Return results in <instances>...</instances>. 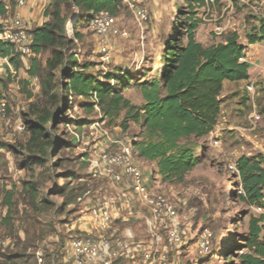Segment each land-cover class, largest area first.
<instances>
[{
  "label": "rangeland",
  "instance_id": "1",
  "mask_svg": "<svg viewBox=\"0 0 264 264\" xmlns=\"http://www.w3.org/2000/svg\"><path fill=\"white\" fill-rule=\"evenodd\" d=\"M0 2L8 4L13 16L16 0ZM55 2L56 0H40V17ZM148 9L150 20L143 26L137 24L127 8L116 16L120 36L109 40L113 54L109 64L103 63L99 53V40L90 31L88 23L79 21L74 29L73 19L77 15L74 14L66 27L67 36L75 41L73 52L79 63L90 64V72L99 76L102 82H105L106 74H114L120 78L124 72L132 79L133 85L124 90L123 94L136 106L144 104L139 86L155 79L160 80L165 45L179 29L178 14L187 10V5L184 0H155L150 2ZM252 14L247 5L235 0H221L218 5L201 8L198 11L201 24L196 38L205 42V46L216 45L224 41L226 33L236 31L239 33L240 43L245 42L253 35L254 24L251 22L255 18ZM76 34L80 35V39H77ZM49 55L46 53L40 57L43 65ZM31 60L32 58L27 62L28 67ZM3 74L0 75V96L7 100L9 109L7 117L0 120V144L10 146L12 150L2 153L5 165L0 171V193L4 196L7 191L14 190L15 197L13 223L11 227L3 223L4 227H0V239L10 236L11 244L30 247L28 256L32 258L25 264H39L36 258L39 250L44 252L43 264H61V259L53 262V255L56 252L61 254V250L65 253V241L73 236L67 230L68 225L75 218L78 219L77 213L82 211L79 198L84 200L88 194H95L106 186L104 178L92 174V162L101 150L110 148L112 141L117 138L140 140L145 136L144 130L140 125L130 123L129 130L124 132L120 126L124 113L113 121L106 118L96 106L93 110L87 109L86 100L69 99L66 110L63 111L61 107L55 110L59 123L50 129L58 148L56 153L51 152V157L44 166L23 168L21 164L26 159L22 151L28 137L19 135L11 142L8 134L16 124L33 120L29 112L31 104L43 108L46 102L39 82L28 77L24 70ZM109 84L116 88L121 86L115 81ZM247 108L249 111L246 119L240 122L244 130L234 129L227 131V137L219 135L198 141L205 147V152L203 149L197 151L203 158V163L188 174L183 183L170 184L162 181L161 177L158 180L161 181L162 191L171 199L187 200V203L180 205V217L184 226H187L185 217L190 219L188 222L191 221V234L189 244L179 257L182 264H229L230 261L225 256L244 245L251 216H260L262 213L258 208H248L240 202L235 185L237 172L230 169L243 156L264 154V114L257 109L261 118L252 126L249 113L253 108ZM80 122L84 124L81 126ZM140 162H145V166L152 169L155 166L158 170L155 162L142 159ZM71 172L79 179L72 178L69 174ZM29 180H35L40 185V196L48 202V209L41 206L40 212H33L21 201L23 183ZM2 185L9 189L5 188L3 192ZM73 189H77L80 197H75L74 203L66 207L64 204L73 194ZM2 215L0 213V218ZM204 229L210 233L209 251L201 256L198 247ZM146 237L144 233L140 238ZM46 245L49 247L46 248ZM173 257V252H170V258ZM170 261L172 263L171 259Z\"/></svg>",
  "mask_w": 264,
  "mask_h": 264
},
{
  "label": "trees",
  "instance_id": "2",
  "mask_svg": "<svg viewBox=\"0 0 264 264\" xmlns=\"http://www.w3.org/2000/svg\"><path fill=\"white\" fill-rule=\"evenodd\" d=\"M184 1L187 10L179 12V29L165 45L160 80L139 86L144 100L141 106L134 105L123 94L133 85L125 72L120 78L106 74L105 82H102L99 76L90 72V64L79 63L73 52L75 41L66 34L67 24L74 14H77L73 19L76 29L79 21L90 24L101 11L118 16L126 9L123 0H56L44 11L48 21L30 31L34 57L28 68L15 46L0 39V58L8 59L14 72L24 70L31 79L37 78L46 102L43 108L35 104L29 107L33 120L24 122L28 140L22 151L26 159L21 164L23 168L44 166L51 152L56 153L58 148L50 129L59 123L56 111L59 107L66 110L69 99H84L87 109L93 110L96 106L113 121L124 113L120 124L124 132L129 130L130 123L140 125L145 136L133 142L134 148L140 159L157 164L158 174L164 182L181 184L203 163L197 151L203 149L205 152V147L198 141L209 137L218 125L224 83L249 80L250 67L245 62L247 48L240 43L236 31L226 33L224 41L216 45L205 46L197 41L196 33L201 24L199 9L218 5L221 0ZM7 12L6 4L0 2V18L6 17ZM258 21L261 27L254 28L257 31L248 37L250 45L264 42V19ZM2 30L0 24V35ZM76 37L80 39L79 34ZM46 53L50 55L43 65L40 57ZM111 81L119 83L120 88L109 84ZM79 124L82 126L84 122ZM10 149V146L0 144V171L5 165L2 153ZM236 167L235 185L240 202L263 212L260 216H251L244 245L225 257L229 264H264V154L243 156ZM69 174L79 179L72 172ZM76 191L72 190L73 194L64 204L66 207L80 197ZM14 197V190L7 191L2 203L9 208L4 218L9 227L13 223ZM21 201L33 212H40L41 206L49 208L46 199L40 196V185L35 180L23 183ZM29 248L23 247L24 254L4 255L2 264H25L32 258L25 253Z\"/></svg>",
  "mask_w": 264,
  "mask_h": 264
},
{
  "label": "built area",
  "instance_id": "3",
  "mask_svg": "<svg viewBox=\"0 0 264 264\" xmlns=\"http://www.w3.org/2000/svg\"><path fill=\"white\" fill-rule=\"evenodd\" d=\"M29 1L16 0L18 12L12 16L11 9L7 7L6 17L0 18L3 26L0 39L15 46L25 65L34 57L29 22L20 13L27 8ZM152 1L155 0H123V3L133 14L137 24L143 26L150 20L148 7ZM241 1L258 19H264V2ZM89 29L99 40V53L103 63L109 64L113 59L109 40L120 36L117 18L109 11H101L92 19ZM33 80L38 82L37 78ZM8 109L7 100L0 96V120L7 117ZM250 121L255 126L260 117L254 115ZM11 131L8 134L11 142L19 135H28L23 122L16 124ZM133 142L117 138L111 142L110 148L101 150L92 162V174L104 178L106 186L80 201L87 203V213L95 231L79 233L70 239L71 259L67 264H171L170 259L173 262L176 257H181L184 247L189 244L191 230L182 224L180 217V205L184 201L173 200L161 190L160 184L149 175L145 164L140 162ZM230 169L237 172L236 164L231 165ZM121 203H125L129 210L139 207L136 210L146 226V238L134 235L126 237L120 231L116 207ZM209 235V230L204 229L200 236L198 253L201 256L209 251ZM170 252L175 257L170 258ZM36 258L39 264L44 263L43 250L37 252Z\"/></svg>",
  "mask_w": 264,
  "mask_h": 264
},
{
  "label": "crops",
  "instance_id": "4",
  "mask_svg": "<svg viewBox=\"0 0 264 264\" xmlns=\"http://www.w3.org/2000/svg\"><path fill=\"white\" fill-rule=\"evenodd\" d=\"M42 1V0H41ZM261 2H264V0H261ZM6 4V3H5ZM8 8V4H6ZM41 4L40 0H30L28 3L27 8L20 12L23 17H25L26 20L29 22V28L32 30L36 27H39L43 25L45 22L48 21V18H45L44 15L40 17L41 12ZM18 12L16 10L14 13ZM255 18L251 23L254 25L253 28H260L261 24L258 21V17L255 14H252ZM252 28V29H253ZM257 30H253V34ZM239 34V33H238ZM199 43H202L205 45V42L201 40H197ZM244 45L246 49V58L245 62L249 65V72H250V79L246 81L241 82H229L226 81L224 83V88L222 92L221 99L223 101L221 114L219 118L218 125L216 126L213 133L210 134L207 138H213L218 137L219 135H224V137H227V131H234V129L238 130H244L243 127H241L240 122H242V119H246V114L249 111V109L246 107L250 106V108H253V111H251L249 114V119L254 115H258L261 118V114L258 113L257 109H260L261 112L264 114V42L263 43H257L254 45H250L248 43V40L241 43ZM9 60L4 61L3 59H0V75H4L5 72H11L12 68L9 66ZM26 68H28L27 64L25 65ZM16 73V72H15ZM249 88H251V91H249ZM259 110V112H260ZM251 125L252 122L250 121ZM245 135V134H243ZM144 164H146L144 162ZM153 164V163H152ZM155 164V163H154ZM148 173L150 176H153L157 183L159 182L160 175L158 174V170L155 168L152 169L149 166H146ZM3 192L4 189H9L8 187L1 186ZM162 190V188H161ZM1 194V193H0ZM5 196V195H4ZM4 196L1 194L0 201L3 203ZM183 201V200H182ZM187 203V200H184V204ZM128 206L125 203H121L116 207V219H117V226L119 227L120 231L123 232V234L128 236H136L138 238L142 237L144 233H146V226L142 222L140 216L138 215L139 211L136 209H139L137 207L136 209L127 210ZM14 208L12 209V211ZM9 208L2 204V207L0 208V213L3 215L0 218V227H4V219L6 215L8 214ZM13 216V213H12ZM78 219H74L73 223L68 225V232L69 234H73V236H69L70 239L74 237L75 235L79 233H93L95 231V226L90 221V216L87 213V203H82V211L77 213ZM187 225L186 227L188 229H191V221L188 222L190 219L185 217ZM5 224V223H4ZM75 234V235H74ZM9 237H4L0 239V264H2V261L4 259V255H11V254H24L23 247H19L16 243L11 244V240ZM57 239V238H56ZM70 239H66L64 244V251L62 252H56L53 256V262L55 260L61 259V264H67V262L71 259L70 253H69V242ZM10 247V249L8 248ZM49 246L46 245V248ZM20 248V249H18ZM62 249V246H61ZM29 249L25 253H29ZM37 254V253H36ZM183 262V261H182ZM180 259L176 257L174 261L171 264H182Z\"/></svg>",
  "mask_w": 264,
  "mask_h": 264
}]
</instances>
